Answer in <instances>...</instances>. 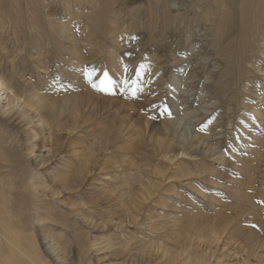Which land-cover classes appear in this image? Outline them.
<instances>
[{"label":"rangeland","instance_id":"1","mask_svg":"<svg viewBox=\"0 0 264 264\" xmlns=\"http://www.w3.org/2000/svg\"><path fill=\"white\" fill-rule=\"evenodd\" d=\"M109 1L108 11L101 2L99 15L85 18L83 32L91 43L85 45L96 61L84 65L81 88L90 95V107L78 130H49L27 106L32 94L40 92L27 83L53 79L60 88L65 79L48 76L70 66L71 55L61 56L57 39L30 40L27 58L33 56L34 73L21 78L14 72L13 58L20 49L14 25L0 27V34L9 32L4 50L0 43V78L10 87L0 102V125L24 140L33 130L38 133L37 161L52 156L38 166L46 180L82 170L81 184L54 200L91 236L119 240L128 259L145 250L152 264H165L161 248H172L173 236L194 235L200 226H209L221 233L223 251L227 248L222 261L239 264L237 231L264 227L259 223L264 219V22L246 38L248 50L225 59L221 49L237 40L236 30L243 26L238 11L232 20L236 27L227 32L218 26L215 7H193V0H161L169 8L166 20L165 4L157 6V0ZM48 49L51 60L43 55ZM2 103L9 105L7 113ZM50 132L63 144L61 152H52ZM129 210L138 214L137 221L127 218ZM85 211L99 220L96 228L119 215L124 227L107 224L103 231H93ZM233 218L246 220L226 227ZM197 246L196 241L192 255H205L203 244ZM108 254L102 250L96 255Z\"/></svg>","mask_w":264,"mask_h":264},{"label":"bare ground","instance_id":"2","mask_svg":"<svg viewBox=\"0 0 264 264\" xmlns=\"http://www.w3.org/2000/svg\"><path fill=\"white\" fill-rule=\"evenodd\" d=\"M157 1V6L165 4L163 7L166 20L169 8L166 2ZM101 2L106 11L112 8L109 0H0V27L2 28L5 22L14 25V31H11L14 34L15 43H18L20 48L16 50L17 55L13 58L16 76L29 78L34 73L33 56L31 55L30 60L27 58L26 47L30 40L53 42L57 39L62 46L61 56L64 58L67 52L73 58L70 66L63 70L56 68L48 76L50 79L52 75L65 79L66 83L60 88L53 83V79L47 84L41 80L36 82L32 80L27 83V86L32 85L40 90L32 94L31 99L27 101V106L34 109L35 117L49 130L80 129L81 119L87 106L90 107V95L88 97L84 95L81 85L85 81V62L96 61L93 60L96 59V55L87 50L85 43L88 45L91 43L83 30L86 20H92V15L96 17L99 15L97 6L98 4L100 6ZM193 5V7L205 6L207 10L212 6L215 7L217 10L215 15H218L219 20L218 26L227 32L236 27L232 20L235 12H239L243 26L236 30L237 40L221 49L225 59L232 54L240 55L248 50L246 38L253 35L260 22H264V0H193ZM88 12H91L90 16H87ZM54 15L59 18H54ZM96 20L99 22L98 19ZM7 32L8 29H4L0 34L2 50H4V42H8L4 37ZM51 51L48 49L43 54L45 59L53 58ZM112 59L121 70L124 69V65L120 61L117 62L114 55ZM112 71L115 74L114 70ZM8 88H10L8 83L0 78V102ZM23 94L20 93L17 96L21 98ZM2 104L3 110L7 113L10 110L9 105ZM172 124L177 123L172 122ZM37 137L38 133L33 130L24 140L17 132L0 125V264H97L94 261L95 258L98 264H152L145 250L138 256L134 255L133 258L128 259L119 240L115 243L110 239L105 241L91 236L89 232L83 230L82 225H78L69 216L72 212L69 214L64 205L54 200L56 196H64L68 187L81 184L82 170L72 171L73 176L60 173L53 175L52 180H46L44 174L38 170V166L44 165L52 156L47 157L45 161L43 159L37 161V157L40 156L37 149ZM57 140L52 137L51 149L54 153L61 152L63 147V144L57 143ZM36 153L39 155H35L34 162L32 156ZM85 212L86 218L90 221L88 226L93 231H103L107 224H112L118 230L124 227V216L119 215L118 220L113 218L102 220L100 224L103 229L100 226L96 228L99 220L93 219L89 211ZM128 213L127 218L130 221H137L138 214H132L130 210ZM241 219L239 221L234 218L228 219L226 227L233 221L243 225L246 219ZM80 221L84 222V219ZM259 223L264 224V219ZM192 224L195 225V223ZM263 228H255V231L251 229L248 232L243 229L237 231L238 239L234 241V244L239 242V251L234 254H240V258L243 257L239 264H264V258H261L264 255ZM187 234L184 232L183 236L182 234L173 236L175 245L172 248L170 246L161 248L168 260L165 264H229L221 259L223 251L222 243H220L221 233H214L212 227L200 226L197 234L190 236ZM196 241L199 248L203 244L202 249L205 255H192L191 251H194ZM130 242L126 243V247L131 246ZM228 243L224 246L227 247ZM155 247L160 250L159 245ZM226 249L224 248L223 254ZM102 250L109 251L108 258L96 255ZM218 253L221 255L218 256ZM252 257H256L257 261L252 263L250 260ZM111 259L115 260V263L109 262Z\"/></svg>","mask_w":264,"mask_h":264}]
</instances>
